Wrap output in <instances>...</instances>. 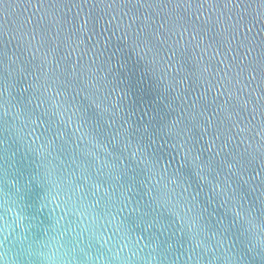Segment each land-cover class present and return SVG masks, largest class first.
Listing matches in <instances>:
<instances>
[{"label":"water","instance_id":"obj_1","mask_svg":"<svg viewBox=\"0 0 264 264\" xmlns=\"http://www.w3.org/2000/svg\"><path fill=\"white\" fill-rule=\"evenodd\" d=\"M13 214L7 264H264V0H0Z\"/></svg>","mask_w":264,"mask_h":264},{"label":"clouds","instance_id":"obj_2","mask_svg":"<svg viewBox=\"0 0 264 264\" xmlns=\"http://www.w3.org/2000/svg\"><path fill=\"white\" fill-rule=\"evenodd\" d=\"M6 211L8 213H13V209L11 207L7 208ZM15 220V227L8 225L7 219L4 220L5 228L0 229V233L6 232L3 239L0 240V257H5L3 264H7V256H14L15 254L12 248L9 247V237L15 233L16 228L21 227L20 224L17 223V217L13 214L10 215ZM63 239V234L50 238V240L46 244H42L40 247L45 248V251L39 252V256L45 261V264H64L67 253L63 250V246L60 241ZM7 241V244L5 243ZM11 242H22L18 239H13ZM15 264V260H14Z\"/></svg>","mask_w":264,"mask_h":264}]
</instances>
